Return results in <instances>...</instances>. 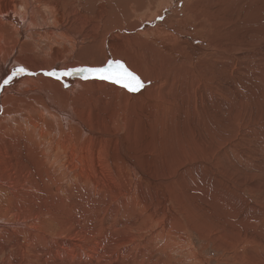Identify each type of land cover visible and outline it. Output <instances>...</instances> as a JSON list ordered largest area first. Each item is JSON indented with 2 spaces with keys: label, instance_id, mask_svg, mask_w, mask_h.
<instances>
[{
  "label": "bare ground",
  "instance_id": "1",
  "mask_svg": "<svg viewBox=\"0 0 264 264\" xmlns=\"http://www.w3.org/2000/svg\"><path fill=\"white\" fill-rule=\"evenodd\" d=\"M109 60L143 89L45 75ZM255 145L264 0H0V264L192 262V230L248 228Z\"/></svg>",
  "mask_w": 264,
  "mask_h": 264
},
{
  "label": "rangeland",
  "instance_id": "2",
  "mask_svg": "<svg viewBox=\"0 0 264 264\" xmlns=\"http://www.w3.org/2000/svg\"><path fill=\"white\" fill-rule=\"evenodd\" d=\"M126 13H127V8L123 10V12L121 13V16L125 15ZM115 14H116V11L113 8L111 15H115ZM108 26L110 25L108 24ZM62 68H64V66H62ZM249 140L252 141L251 143L258 144L257 141L255 142V140H251V139ZM254 147L255 148L252 150L254 151L255 149H257L258 151L255 150V153L253 152L254 153L253 156L261 160H264V153L262 151H259L260 149L257 147V145H255ZM246 170L247 169H244L243 171H246ZM209 172L212 177H214V175L215 176L217 175L216 172H213L211 170H209ZM225 175H227L228 182H230V179L231 181L234 179V177L233 178L230 177L231 176L230 174H225ZM251 182L253 181L248 180L246 184L248 183L250 184ZM239 184L241 185V183ZM247 186L242 185V187L245 188L244 194L242 197L244 198L245 201H248L247 203H249L247 205L244 202L245 206L243 209L245 210V214L243 215L242 213V217L247 218L246 220L247 222H245L246 225L244 224V226L248 228L242 227V230H241L242 234L240 232L239 235H237L236 237L234 236L235 239L232 237V240L228 242H226L227 238L223 236V234L220 240L217 239V237L215 236L218 234V232H220L219 230H215V227L217 224L216 221L214 223L206 224V226H210V228L206 227L205 229H202L201 231H199V229H196L197 231L194 230L196 233L192 230L193 235L191 236L189 240L190 241L189 248H191L192 254L196 255L195 259L196 257L197 259L196 260L194 259L191 262L188 259L187 254L184 253L183 255L178 256L179 252H173L171 254H174L173 258L175 259V262H176L175 264H264V199H262L264 198V188H263L264 186L257 187V189L256 188L250 189V191H249V187ZM172 189L174 191L177 190L176 186L174 185ZM250 217L254 218L253 219L254 221L251 219L253 222L250 221ZM211 224L213 227L211 226ZM206 232L208 233V235ZM256 232H257V235H256ZM199 237L200 238L202 237V238L200 239ZM238 246H241V247H238ZM233 248L235 249L233 250ZM248 259L251 261H249ZM196 261H198V263Z\"/></svg>",
  "mask_w": 264,
  "mask_h": 264
},
{
  "label": "snow or ice",
  "instance_id": "3",
  "mask_svg": "<svg viewBox=\"0 0 264 264\" xmlns=\"http://www.w3.org/2000/svg\"><path fill=\"white\" fill-rule=\"evenodd\" d=\"M73 72L82 75L85 79L91 77L118 85L130 93H137L144 87V81L140 76L129 71L125 63L120 60H109L102 66L75 68L60 73L46 72L45 75L54 76L55 78L60 79L63 76L71 75ZM21 74L34 75V73L29 72V70L24 67H16L11 71V74L3 81V83L5 85L9 84L14 77Z\"/></svg>",
  "mask_w": 264,
  "mask_h": 264
}]
</instances>
